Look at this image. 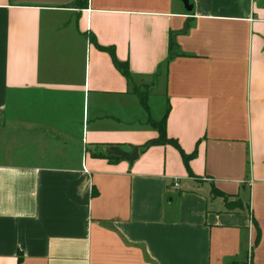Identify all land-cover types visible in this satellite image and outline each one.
I'll list each match as a JSON object with an SVG mask.
<instances>
[{
	"label": "crops",
	"instance_id": "1",
	"mask_svg": "<svg viewBox=\"0 0 264 264\" xmlns=\"http://www.w3.org/2000/svg\"><path fill=\"white\" fill-rule=\"evenodd\" d=\"M191 2L0 0V264H264V0Z\"/></svg>",
	"mask_w": 264,
	"mask_h": 264
},
{
	"label": "trees",
	"instance_id": "2",
	"mask_svg": "<svg viewBox=\"0 0 264 264\" xmlns=\"http://www.w3.org/2000/svg\"><path fill=\"white\" fill-rule=\"evenodd\" d=\"M189 2L192 4L191 0H189ZM85 3V0L83 3L80 2V0H73L71 3L69 4H65V5H59L60 7H81L83 6ZM94 45L96 46V48H98L99 50H102V51H106L109 53L111 59H112V62L114 64V66L121 72V74L124 76V78L129 81L131 79V75H130V72L126 66V64H124L123 62H120L116 59L115 57V54H114V49L112 47H103V46H100L98 45L96 42H94ZM170 56H168V59H171L172 57H174L176 55V52H174V44L173 43H170ZM136 93L138 94V97L141 101V103L143 104V106L145 108H147L146 106V96L144 94H141L139 92L136 91ZM165 121H166V114L162 117V119L160 121H153L151 122L152 125L154 126V128L157 129L158 131V136L156 139L152 140V141H148L147 143H145L142 148H140V151H144L146 148H148L149 146L153 145V144H160V145H163V144H172L174 145L180 152L181 156H182V159H183V162H184V165L188 171L189 174H191V171L189 169V165H188V162L190 159H192L194 156H195V151H193L192 153L190 154H185L181 149L180 147L178 146V144L173 141L172 139H169L167 138V135H166V131H165ZM112 147V146H108L107 148H105V150H102L101 148H96V150L92 151L91 152V155L93 157H102V158H107L108 160H117V159H120V157L118 156H115L113 154H108V150L109 148ZM226 205L228 208H233V207H239L241 206L240 202L238 201H234V202H226ZM259 240V234L257 233L256 235V239H255V242L253 244L256 245V243L258 242Z\"/></svg>",
	"mask_w": 264,
	"mask_h": 264
},
{
	"label": "water",
	"instance_id": "3",
	"mask_svg": "<svg viewBox=\"0 0 264 264\" xmlns=\"http://www.w3.org/2000/svg\"><path fill=\"white\" fill-rule=\"evenodd\" d=\"M73 0H22V2L25 3H31V4H45V5H65L71 3ZM184 9L187 12H190L192 10V4L189 2V0H181ZM130 153H126L120 148L116 146H112L108 150V154H113L115 156L120 157L121 159L128 160L130 163H132L134 160L138 158L139 152L138 148L135 146H130Z\"/></svg>",
	"mask_w": 264,
	"mask_h": 264
},
{
	"label": "rangeland",
	"instance_id": "4",
	"mask_svg": "<svg viewBox=\"0 0 264 264\" xmlns=\"http://www.w3.org/2000/svg\"><path fill=\"white\" fill-rule=\"evenodd\" d=\"M80 2L83 3L84 0H80ZM133 89H134L135 91L141 93V94H144V93H145V90L143 91V90H141L140 88L134 87ZM148 94H149V91H148V93H146V106H147L146 111H147V112H149L148 101H147Z\"/></svg>",
	"mask_w": 264,
	"mask_h": 264
},
{
	"label": "built area",
	"instance_id": "5",
	"mask_svg": "<svg viewBox=\"0 0 264 264\" xmlns=\"http://www.w3.org/2000/svg\"><path fill=\"white\" fill-rule=\"evenodd\" d=\"M83 171H84V172H87V170H86L84 167H83ZM173 185H174V186H177V181H176V180L173 181ZM249 259H250V255H247V261H248V264H249Z\"/></svg>",
	"mask_w": 264,
	"mask_h": 264
}]
</instances>
